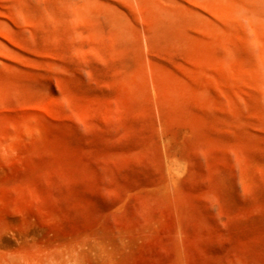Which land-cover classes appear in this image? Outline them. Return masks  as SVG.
<instances>
[{
  "label": "rangeland",
  "instance_id": "374dc122",
  "mask_svg": "<svg viewBox=\"0 0 264 264\" xmlns=\"http://www.w3.org/2000/svg\"><path fill=\"white\" fill-rule=\"evenodd\" d=\"M237 1L0 0L2 256L264 264V26Z\"/></svg>",
  "mask_w": 264,
  "mask_h": 264
},
{
  "label": "bare ground",
  "instance_id": "6f19581e",
  "mask_svg": "<svg viewBox=\"0 0 264 264\" xmlns=\"http://www.w3.org/2000/svg\"><path fill=\"white\" fill-rule=\"evenodd\" d=\"M234 5H237L238 7H245L247 9H249V11L251 12L252 16L255 17V19L257 20V22L259 24H261L262 26H264V0H240L237 1L236 3H233ZM225 18L227 19V17L225 16ZM177 165V163H175L174 160H170L167 163V170H168V175H172V173L175 176V172L177 174V168L175 167ZM175 167V171L173 170V168ZM174 171V172H172ZM174 178L173 176L171 177V179ZM176 178V177H175ZM174 178V180H175ZM173 180V179H172ZM3 254V253H2ZM4 256V257H3ZM3 256L0 253V264H13L14 262H11L9 257L8 259L5 258V254H3ZM14 261V260H13Z\"/></svg>",
  "mask_w": 264,
  "mask_h": 264
}]
</instances>
